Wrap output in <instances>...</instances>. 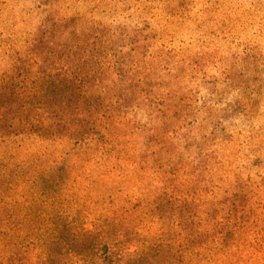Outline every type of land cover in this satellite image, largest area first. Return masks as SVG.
I'll list each match as a JSON object with an SVG mask.
<instances>
[{"label": "trees", "instance_id": "obj_1", "mask_svg": "<svg viewBox=\"0 0 264 264\" xmlns=\"http://www.w3.org/2000/svg\"><path fill=\"white\" fill-rule=\"evenodd\" d=\"M64 66L47 72L35 64L23 65L2 79L1 144L19 138L76 140L84 151L97 148L93 167L111 182L128 176L129 188L99 192L93 198L97 180L87 176L80 179L87 182L86 188L74 178L67 184L58 181L61 189L53 177L51 185L43 176L22 174L26 171L21 156L28 151L6 150L0 156L5 160L0 163V264H264V157L253 146L262 140L264 115L259 126H251L250 97L227 104L233 107L231 113L238 112L234 121L242 129L241 138L253 142L236 168L240 175L233 186L220 185L224 172L213 185L206 173L193 181L186 179L189 173L180 176L176 163L163 165L154 151L151 159L141 155L139 167L131 143L121 141L120 135L131 138L138 135L135 132L147 131L151 138L167 136L174 141L175 162L181 163V150L186 155L195 151L190 144L177 146L183 128L171 126L170 118L160 116V111L154 118L148 114V99L135 110L142 119L146 116L156 123L134 132H130L134 109L127 111L122 96L110 98L109 111L82 109L86 78ZM204 100L200 112L216 109L217 103ZM149 103L153 105L154 99ZM177 115L184 119L180 111L173 118ZM211 121L210 136L219 126L214 118ZM227 121L223 119L221 125ZM208 138H202L204 145ZM207 146L201 152L203 168H209L213 154L217 165L226 163L230 148ZM155 164L158 170H153ZM248 172L258 173V181ZM205 195L215 203L211 210L204 209Z\"/></svg>", "mask_w": 264, "mask_h": 264}, {"label": "rangeland", "instance_id": "obj_2", "mask_svg": "<svg viewBox=\"0 0 264 264\" xmlns=\"http://www.w3.org/2000/svg\"><path fill=\"white\" fill-rule=\"evenodd\" d=\"M32 64L47 72L65 65L64 69H75L85 77L82 109L109 111L110 98L122 96L127 111L134 109L130 132L154 127L156 121L142 119L136 111L140 101L154 99L153 105L147 102V113L154 118L160 111V116L170 118L171 126L183 128L177 146L190 144L195 151L186 155L181 150V163L175 162L174 141L167 136L151 138L146 130L131 138L120 135L121 141L131 143L136 164L141 167V155L151 159L154 151L163 165L176 163L180 176L189 173L187 180L206 173L218 185L225 172L220 185L233 186L240 175L236 168L253 142L241 138L242 129L234 121L238 112L231 113L233 107L227 104L250 97L251 126H259L264 115V0H0V83L12 76L14 67ZM201 99L217 103L216 109L200 112ZM179 111L183 120L179 115L173 118ZM213 118L219 126L210 136ZM225 118L228 121L221 125ZM263 134L253 143L261 158ZM207 135L204 145L202 138ZM76 143L68 138L12 139L0 142V156L12 147L28 151L21 156L26 171L22 174L43 176L51 185L53 177L61 189V180L67 184L76 178L86 188L87 182L80 179L94 176L93 198L99 192L129 188L128 176L111 182L93 167L96 147L84 151ZM208 144L230 148L226 163L217 165L213 154L209 168H203L201 152ZM153 170H158L156 164ZM248 174L258 181V173ZM214 205L205 195L204 209Z\"/></svg>", "mask_w": 264, "mask_h": 264}]
</instances>
